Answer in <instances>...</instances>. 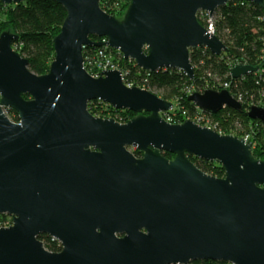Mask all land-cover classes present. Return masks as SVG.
I'll use <instances>...</instances> for the list:
<instances>
[{
  "label": "water",
  "instance_id": "obj_1",
  "mask_svg": "<svg viewBox=\"0 0 264 264\" xmlns=\"http://www.w3.org/2000/svg\"><path fill=\"white\" fill-rule=\"evenodd\" d=\"M52 1L67 17L47 74L33 73L13 48L18 35H0V215L13 220L0 229V264H264V160L251 145L190 120L170 124L162 114L172 102L128 88L120 71L94 78L84 66L85 49L108 46L144 71L178 70L193 80L192 50L229 51L198 15L212 17L232 0H124L121 20L101 0ZM242 1L264 9V0ZM259 70L236 66L231 76ZM93 101L149 115L96 118ZM189 101L208 114L243 112L227 90ZM247 115L264 125V107ZM190 156L218 162L225 176L205 173ZM40 236L61 251L47 250Z\"/></svg>",
  "mask_w": 264,
  "mask_h": 264
},
{
  "label": "trees",
  "instance_id": "obj_2",
  "mask_svg": "<svg viewBox=\"0 0 264 264\" xmlns=\"http://www.w3.org/2000/svg\"><path fill=\"white\" fill-rule=\"evenodd\" d=\"M129 5L124 0H101V8L118 20L123 19ZM66 17L65 9L52 0H27L19 5H5L0 0V35L4 32L18 35L19 39L13 42V48L29 61V68L33 73L42 76L49 72L55 58L53 41L59 35ZM198 20L204 24L202 17L199 16ZM213 20L216 36L229 51L222 56H215L206 48L192 50L190 59L194 67L193 80L178 70L150 73L130 60L116 57L115 62L125 72L127 82L172 102L174 109L170 112L171 116L181 117L186 112L193 119L198 118L212 124L218 133L240 139L248 137L253 156L264 160V125L247 115L252 106L264 107V9L242 0H232L228 6L215 12ZM97 40L100 42L102 39ZM99 48L85 49L84 57ZM113 53L117 55L116 52ZM241 65L259 67L260 71L233 79L231 70ZM225 84L228 85L226 89ZM208 90L229 91L233 97L242 100L243 112L225 108L218 114H208L189 101L193 93ZM88 108L96 118L115 119L120 123H127L139 115L128 110H117L102 101H93ZM133 153L138 158L143 156L138 150ZM163 155L168 159L174 158L169 153ZM189 159L200 170L213 177L225 176V171L218 162H208L193 156ZM6 220L7 217L0 215V222ZM39 239L50 252L57 253L62 249L50 237L40 236ZM191 264L230 263L197 261Z\"/></svg>",
  "mask_w": 264,
  "mask_h": 264
},
{
  "label": "built area",
  "instance_id": "obj_3",
  "mask_svg": "<svg viewBox=\"0 0 264 264\" xmlns=\"http://www.w3.org/2000/svg\"><path fill=\"white\" fill-rule=\"evenodd\" d=\"M199 16L203 18L204 24H202V25L207 29V32L210 33V34L216 35V30H215V24H214L213 16L210 17V15L207 14V13H200L198 15V17ZM100 42L106 43V39H102ZM113 52H116L117 55H115ZM116 57L124 59V56L121 54L120 51L111 49L108 46H102L101 48L96 50L94 53L93 52L89 53V54L86 55V57H84V66H85L87 72L94 78H100V76L103 75V74L101 75L102 71H110V70H112V71H120L121 72V77H122V82L128 88H132V87L138 88L135 84L127 82L125 72L120 68L119 63L115 62V58ZM227 87H228V85L225 84L224 85V89H226ZM237 100L242 104V100L241 99H237ZM0 102H1V96H0ZM173 109H174V107H173ZM173 109L170 112H172ZM3 112H4L5 115H7V117L11 121L19 122V117L16 116V114L11 109L3 108ZM170 112H167L164 115L162 114V116L170 124H183L184 122L190 120V121H193L194 123H196V124H198V125H200L202 127H207V128H209L211 130L216 131V128L212 124L204 122V121H202L201 119H198V118L193 119L190 116H188V114L186 112H183L181 114L182 115L181 117H179V116H174L173 117V116L170 115ZM219 134H221V133H219ZM221 135H223V134H221ZM244 140H245V142L247 144H249L248 137L244 138ZM2 216L7 217V220L5 222H0V229L1 228H9V227H11L12 224H13L12 217L9 216V215H2ZM51 241L52 242H57V241H54L52 239H51ZM57 243L61 246L60 242H57ZM61 248H62V246H61Z\"/></svg>",
  "mask_w": 264,
  "mask_h": 264
},
{
  "label": "flooded vegetation",
  "instance_id": "obj_4",
  "mask_svg": "<svg viewBox=\"0 0 264 264\" xmlns=\"http://www.w3.org/2000/svg\"><path fill=\"white\" fill-rule=\"evenodd\" d=\"M95 42H98L99 40H97V39H93ZM220 92V91H219ZM235 98V97H234ZM236 99V98H235ZM237 100V99H236ZM238 101V100H237ZM239 102V101H238ZM240 103V102H239ZM241 104V103H240ZM242 106H243V104H241ZM202 111V110H201ZM164 114H166V113H164ZM163 114V115H164ZM147 115H149V114H143V113H141V114H139V115H137L136 117H138V116H147ZM136 117H134V118H136ZM139 158H141V157H139Z\"/></svg>",
  "mask_w": 264,
  "mask_h": 264
},
{
  "label": "rangeland",
  "instance_id": "obj_5",
  "mask_svg": "<svg viewBox=\"0 0 264 264\" xmlns=\"http://www.w3.org/2000/svg\"><path fill=\"white\" fill-rule=\"evenodd\" d=\"M130 150H131L132 152H134L136 149H134V148H130Z\"/></svg>",
  "mask_w": 264,
  "mask_h": 264
},
{
  "label": "bare ground",
  "instance_id": "obj_6",
  "mask_svg": "<svg viewBox=\"0 0 264 264\" xmlns=\"http://www.w3.org/2000/svg\"><path fill=\"white\" fill-rule=\"evenodd\" d=\"M216 36V35H215Z\"/></svg>",
  "mask_w": 264,
  "mask_h": 264
}]
</instances>
